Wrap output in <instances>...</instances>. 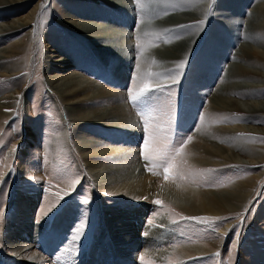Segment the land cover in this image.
Masks as SVG:
<instances>
[{
	"label": "rangeland",
	"instance_id": "obj_1",
	"mask_svg": "<svg viewBox=\"0 0 264 264\" xmlns=\"http://www.w3.org/2000/svg\"><path fill=\"white\" fill-rule=\"evenodd\" d=\"M7 1L13 4L9 11L13 14L0 24L18 20L28 28L0 32V56L7 58L0 62V99L16 95L0 103V264H25L5 248L6 241L28 240L23 231L29 237L50 234L65 209L76 221L71 235L48 249L36 247L34 251L48 260L38 264H141V256L154 264H264V135L247 128H264V114L250 115L215 98L214 89L233 63L238 76L245 69L255 70L247 66L251 62L246 56L236 62L228 59L230 51L231 56L240 51L236 36L223 59L211 55L207 43L214 34L220 32L221 42L227 44L232 34L216 22L215 4L220 0H208L206 15L186 23H181L180 15L184 19L192 16L205 0H166L161 7L167 10L158 14L151 8L152 0H139V4L120 0L129 3L131 17L139 5L150 7L146 23L136 17L131 24H122L120 4L113 6L106 0H27L24 5L22 0ZM257 3L244 0L239 14L231 19L223 14L233 10L219 9V17L237 25L233 18L240 21ZM6 12L0 10V15ZM171 20L180 23L170 25ZM200 21L204 23L197 27ZM247 26L234 28L235 33ZM142 30L150 34L147 40ZM137 36L141 37L140 49ZM257 37L261 39L263 33ZM184 38L193 43L192 51H186L180 59L186 64L178 69L172 42ZM199 40L202 46L193 58ZM56 50L74 68H53L57 57L51 52ZM110 68L120 75L105 78ZM146 73L158 74L150 79L148 107L154 111L146 113L151 116L148 132L139 114L146 106L134 107L129 99V92L141 86ZM251 81L249 85H264L261 79ZM157 128L173 144L184 141L178 144L183 148L178 157L183 179L165 180L162 169L153 174L143 159V141ZM138 131L139 145L130 149L128 141ZM238 146L245 149L244 154L231 149ZM240 161L259 163L241 166ZM143 176L152 178V183L142 198L121 188ZM249 182L247 191L242 190ZM189 187L208 196L209 206L224 213L218 217L203 213L204 205L198 204ZM172 190L181 196L176 199ZM164 192L170 199H163ZM240 194L248 197L242 205L233 201ZM29 195L38 196L29 214L30 225L23 230L19 226L9 235L17 199ZM171 197L179 204L175 206ZM234 205L240 206L239 211L229 210ZM133 209L155 211L143 214L138 226L132 222ZM184 217L212 219L200 222ZM159 220L170 224L169 231H164L167 227ZM81 225L79 239L74 240ZM191 247L200 253L186 255Z\"/></svg>",
	"mask_w": 264,
	"mask_h": 264
},
{
	"label": "bare ground",
	"instance_id": "obj_2",
	"mask_svg": "<svg viewBox=\"0 0 264 264\" xmlns=\"http://www.w3.org/2000/svg\"><path fill=\"white\" fill-rule=\"evenodd\" d=\"M22 1H23V5L27 4V0H22ZM64 1L68 2V1H73V0H64ZM106 1L109 2V3L110 2L113 3V6H114V4H115V6L120 4V7L122 8L120 11H121V14H122V17H123V19L121 18L122 19L121 20L122 24H129V23L131 24V21L133 19H135L136 17H138L137 19H139V21L142 20V23H146L144 19L146 18V16H148V12L147 11H149L150 7L140 8V5H139V7L137 8V13L133 14L131 12V15H132V17H131L130 16V10L127 7L129 5V3L122 2L120 0H106ZM142 1L145 2L146 0H142ZM164 1H166V0H152L151 8L152 9L155 8L156 9L155 12H157V14L163 12L164 8H165V10H167L168 7L167 8H166V6L161 7ZM220 2L215 4V8L218 10V12H217V10L215 9V12H216V17L215 18L217 19L216 22L220 23L221 25L223 24L228 29L230 28V31H231L232 34L230 35V40H229L230 42L228 41V44H227L224 41L221 42V39L224 38V36L223 37L219 36L220 32L215 33L214 36L212 37V40L208 41V43H207L208 45L211 46V49H212L211 50V55H214L215 58L223 59L224 55H226V52L228 51V47H229L230 43L233 44V42H232L233 37L236 36V38L238 40V44H240L239 45V49H238L240 51H238V53H236V56H231L232 55L231 54L232 51H230V53L227 55L228 59L230 61L236 62L237 60L240 59V57H243V56L245 57L246 56V57H248L250 59V62H251V64H247V66L255 67V70H247V69H245V70H243V75L242 76H238V75H236V73L234 74V72L232 70V67L233 66L235 67V65H236V64L233 65L234 64L233 63L232 67H228V68L225 69L226 71L222 75V78H221V80L219 82V85H217V87L214 89L215 98H217V99L221 98L220 100H221L222 104H224L225 106H231V107L237 108V109L241 110L242 112H246L248 114H250V113H252L253 115H257V114H260V113L264 114V92H262V89L264 88V85H262V86H260V85H257V86L249 85V81H251V79H253V80L261 79V81H264V74L261 73V70L264 71V39H263V37H264V0H257L258 3L253 5L250 9H248V11H246V14L244 15L243 18H241L240 21H238V19H234L233 18V21L236 20L237 25L234 24V22H231V20H229V19H231V17H233L232 15H235V14H237L239 12V8H241V5L244 3V0H220ZM209 4L210 3H209L208 0H205L203 3L199 4L195 8L193 15L185 18L186 20L183 18V16L180 15V17H182V18H180V20H182L181 23H186L188 21H194V20H201V18H203V16H205L207 11L209 10L208 9ZM12 8H13V4L11 5L9 1L0 0V10H8V12H6L5 14H1L0 15V20H2V22H3V20H6L7 18H9V16H11L13 14V13L9 12L10 10H12ZM226 8L229 9V10H233V11H230L231 14L226 13L227 11H224V14H223V15H229V17H230L227 20H226V18L224 19L229 27H227V25L224 24L225 22H224L223 19H221L222 17H219L220 16L219 9L225 10ZM158 23H160V22H158ZM178 23H180V22L176 23V21H174V20H171L169 22L170 25L178 24ZM243 23H247V25H248L246 27L247 29H243V31H240L239 33L236 32V33H238V36H237V34L235 33V29L234 28H238L237 30H239V27L243 26ZM26 28H28L27 24L25 22H20L19 23L18 20L15 23L14 22L13 23H8L6 26L0 24V32H6V33L9 32V34H11L10 32L16 33V32H19V31L20 32L24 31V29H26ZM138 31H136L137 34H138ZM143 32L144 31L142 30V33ZM139 33H140V31H139ZM196 33H195V35H196ZM257 33H263V37L260 39L259 37H257ZM142 35H144V33ZM220 35H222V34H220ZM225 38H226V36H225ZM146 40H147V37H146ZM172 43H174V45H175L174 49H173V51H174L173 53L175 55L174 62H175V64L178 65V63L180 62V59L184 58L186 51H188V50H190V52L192 51L191 45L193 43L189 44L190 43L189 38L188 39L184 38L180 42H175L174 41ZM246 43L253 44L255 46H258L259 48L261 47V49L252 47L250 45H246ZM235 44H237V43H235ZM121 50H123V47H121ZM205 50H209V49L206 48ZM203 52H204V49H203ZM125 53L126 52L124 51V53H120V54L121 55H125ZM51 54L52 55H56L54 57H57V59L53 62V64L56 65V67L53 66V68H56V69L58 68L61 71L64 70V69L66 71V70H70V69L74 68V66L72 65L73 62L72 63L67 62L66 59H63L62 55L58 54L57 50L56 51H52ZM207 54H210V52H208ZM9 55H11V53H9ZM4 58L7 59L6 57L0 56V62ZM9 58H12V56H10ZM226 64H228V63H226ZM0 68H1V66H0ZM19 68H18V66H16V68L14 70L18 71ZM65 71H64V73H66ZM114 73H117L116 70L114 68H110V70H108V72L106 73L107 76L105 78L108 77V79H112L111 76ZM20 74L18 73V76ZM118 75H120V74L117 73V76ZM121 76H123V75H121ZM120 78H121V80H123V77H120ZM233 79L235 80V82H234ZM120 83H122V81H120ZM230 96H232V97H240L242 99L239 102V101H235V100L231 99ZM12 98L16 99V95H13ZM12 98L6 97L5 99H0V103H2L3 100L7 101V100H10ZM212 100H213V97H212ZM1 108L2 107H0V109ZM187 115H189V113ZM2 116L3 115L0 113V123H1V120L3 118ZM254 121H256V119H254ZM247 128H248L250 133L264 135V128H261V127H256V128L247 127ZM135 130H136V127H135ZM138 132L137 133L136 132L133 133V135L131 134L132 135L131 140L128 141L129 142L128 146L130 145L129 146L130 149H134V148H136L139 145V144H137L139 142L138 141L139 138H138L137 135L138 134L141 135V131H138ZM195 135H199V133H195ZM252 136H254V135H252ZM128 146H127V148H128ZM231 149H233L235 151H238L240 154H244L245 153V149L242 146L241 147L238 146V147L231 148ZM126 150H124L123 153L124 152H128ZM247 150H249V149H247ZM118 152H119V149H118ZM120 153H122V152H120ZM123 153H122V155H123ZM124 154H126V153H124ZM101 155H103V154H99L98 156L100 157ZM114 155H116V154H114ZM106 157H107V155H106ZM252 158H254V157H252ZM136 162H138V161H136ZM254 162L256 163V165L259 163V161H254ZM254 162H252V161L250 162L249 161L247 163L248 164L249 163H253L254 164ZM240 163H241V166L247 165V163L245 164V163H243L241 161H240ZM253 164H251V165H253ZM151 179L152 178H150L148 176L147 177L143 176V178H140L139 180H137L135 182H132V181L129 182V183L126 182V183L121 185L123 187H121L120 185L119 186L121 188H123V189L127 188L131 193H133L134 196H135V194H137L139 196V198H142L143 195L144 196L146 195L145 194L146 192L150 191L149 190V186H150V183H152ZM243 183L245 184V182H243ZM248 185L251 186L252 183L249 182V184L241 186V187H243L242 190L244 189L245 191H247L246 189H247ZM114 186H116V185H114ZM151 186H152V184H151ZM152 189H153V187H152ZM186 189L188 190L189 193L190 192L192 193V196H194V198H196V201L199 202L198 204L201 203V204L204 205L203 208L201 209L203 211V213L205 212V213H208V215H214L215 217H218V214H220L222 212L224 213V211H218V210H215L213 207H211V205L209 206L210 203H208V201H209L208 200L209 199L208 196H205V195L199 193L197 190L192 189L190 187L186 188ZM172 192H173L172 194L175 195L176 199H177V196H181V194H177L176 192H174V190H172ZM139 194H141V195H139ZM162 196H163V199H170L169 193H165ZM148 197H149V195H148ZM150 197H152V196H150ZM175 197H171V200H172V203L175 204V206H176L179 203H176L175 200L172 199V198H175ZM227 197H229V196H227ZM234 197H233V199H234L233 201L235 203L240 204V205L244 204L246 199L248 198L245 194L244 195L240 194V195H237V196H234ZM19 199H20V203H19ZM19 199H17V202H16V206L18 207V209H16L15 212H14V215H13V219L14 220H12L13 221L12 224H11L12 229L9 231V235L15 234V230L16 229L18 230L19 226L21 227V230H23V229H25L26 227H28L30 225L29 224V220H30L29 214H30V211L33 210L36 207V204H37L36 202H37L38 196L29 195V196H23L22 198L19 197ZM206 203H208V204H206ZM199 207H200V205H199ZM239 207L240 206H238V205H234L229 210H231V211H233V210L239 211ZM140 210L138 211L136 209H133V210L130 211V213L133 216L132 222L137 223L138 226H141V223H140L141 216L149 211L148 210L147 212H144V211H142V210L140 211ZM116 211L119 212V213L122 212L119 209L118 210L116 209ZM151 211H155V210H151ZM151 211H149V212H151ZM69 212L70 211H68V209H65L64 210V214L61 215V217L56 219L55 223L53 224L55 229H53V231L50 232V234L45 235V236L44 235L43 236L39 235V236H35V237H32V236L29 237L28 231L26 233L23 231V234H25V236H28V238H29L28 240L24 239V240H20L19 242L18 241H13V242L11 241L10 242V241H6L5 240L6 241L5 248H7L11 252V254L14 255L16 258H20L25 264H38L39 262L41 263L42 261L43 262L45 261V263H47L48 260L46 259V257H44L43 255H40L41 256L40 257L38 255V253L36 251H34V250L38 246H41L44 249H48L51 246L53 247V244H56L59 241L65 240V239H67V237L69 235H71V229L73 228V225H74V223L76 221L74 220V218H72L73 216L71 218L67 216V213H69ZM196 213H197V211H196ZM137 216L138 217L140 216V217L138 218ZM118 218H119V215H118ZM159 221L162 222L163 227H167L168 225H170L169 223L167 224L166 221H162V220H159ZM123 225H125V224H123ZM167 230L169 231L168 227L164 228V231H167ZM20 232H22V231H20ZM171 234H173V233H171ZM21 236H22V237H20L21 239H23L25 237L23 235H21ZM135 242H137V240H135L134 243ZM45 247H47V248H45ZM186 249H187V247H186ZM199 251L200 250H194L192 248V249L188 250L185 253H186V255H190V253L191 254H198V253H200ZM145 254H146V256H148V254H150V252L148 254L147 253H145ZM151 255H150V257H151ZM152 258H154V260H156L155 257H152ZM49 262H50V260H49Z\"/></svg>",
	"mask_w": 264,
	"mask_h": 264
},
{
	"label": "snow or ice",
	"instance_id": "obj_3",
	"mask_svg": "<svg viewBox=\"0 0 264 264\" xmlns=\"http://www.w3.org/2000/svg\"><path fill=\"white\" fill-rule=\"evenodd\" d=\"M136 2L139 4V0H136ZM204 21H200L197 27H199L200 24H203ZM149 33H144V36H149ZM158 38V37H157ZM138 43L137 48L140 49L142 46L140 45L139 41L141 39L140 36L136 37ZM155 63V61H153ZM186 61H181L178 64V69H183L185 66ZM179 74V72L177 73ZM153 73H146L142 77V84L136 91H130L129 92V99L132 102L134 107L139 108L141 105H145L146 108L142 109L139 113L141 115V118L143 120V123L145 125V132H148V125L149 121L151 119L150 115H147L146 113H151L154 111L151 107H148L149 101H150V94H151V86H150V79L153 77ZM178 82L174 80V83ZM159 87V86H158ZM171 122V118H169V123ZM188 140H191V137L187 138ZM184 141L180 140L177 144H173L170 142L168 136L162 134V130L157 128L153 132L149 133L147 138L143 141V149H142V156L145 161L149 163V170L153 171V174H160L158 170H163L164 179H174L177 176H179L181 179H183V174L179 170L178 167V157L183 153V148L179 147L178 144H183ZM4 183H7V181H4ZM61 198L58 196V199ZM87 203V201H85ZM156 204L161 205L162 207H166L163 205V202L160 200L155 201ZM184 219H195L200 222H208L212 218L209 217H184ZM175 223V221H173ZM83 225H81L80 228L76 230V236L73 237L74 240L79 239V236L81 234ZM141 264H154L151 260H146L144 256L140 257Z\"/></svg>",
	"mask_w": 264,
	"mask_h": 264
},
{
	"label": "crops",
	"instance_id": "obj_4",
	"mask_svg": "<svg viewBox=\"0 0 264 264\" xmlns=\"http://www.w3.org/2000/svg\"><path fill=\"white\" fill-rule=\"evenodd\" d=\"M202 35H204V33H203ZM206 36H207V35H206ZM200 40H201V39H200ZM200 40H199L198 43L196 44V47H195V49L193 50V53H192V55H191V56H193V58L195 57L196 53L198 52V50H199L200 47L202 46V45H199ZM191 56H190V57H191ZM190 57H189V58H190Z\"/></svg>",
	"mask_w": 264,
	"mask_h": 264
}]
</instances>
